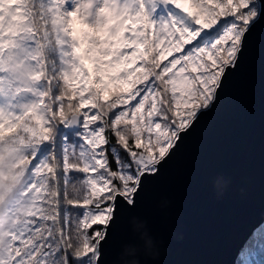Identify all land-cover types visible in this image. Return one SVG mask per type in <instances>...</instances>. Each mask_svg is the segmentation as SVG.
I'll list each match as a JSON object with an SVG mask.
<instances>
[{
  "label": "snow or ice",
  "instance_id": "6c2138e0",
  "mask_svg": "<svg viewBox=\"0 0 264 264\" xmlns=\"http://www.w3.org/2000/svg\"><path fill=\"white\" fill-rule=\"evenodd\" d=\"M258 31L264 0H0V264H109Z\"/></svg>",
  "mask_w": 264,
  "mask_h": 264
},
{
  "label": "water",
  "instance_id": "95a60500",
  "mask_svg": "<svg viewBox=\"0 0 264 264\" xmlns=\"http://www.w3.org/2000/svg\"><path fill=\"white\" fill-rule=\"evenodd\" d=\"M263 222L264 32L258 31L243 69L216 108L135 212L122 219L106 259L109 264H237Z\"/></svg>",
  "mask_w": 264,
  "mask_h": 264
},
{
  "label": "trees",
  "instance_id": "16d2710c",
  "mask_svg": "<svg viewBox=\"0 0 264 264\" xmlns=\"http://www.w3.org/2000/svg\"><path fill=\"white\" fill-rule=\"evenodd\" d=\"M261 227H264V222H263V223H262V224L256 229V231H257L258 229H260ZM256 231H255V232H256ZM255 232H254V233H255ZM254 233H253V234H254ZM253 234H252V236H253ZM252 236H251V237H252ZM250 239H251V238H250ZM250 239H249V240H250ZM248 242H249V241H248ZM247 244H248V243H247ZM247 244H246V245H247ZM238 260H239V259H238ZM237 264H240V262L238 261Z\"/></svg>",
  "mask_w": 264,
  "mask_h": 264
},
{
  "label": "rangeland",
  "instance_id": "374dc122",
  "mask_svg": "<svg viewBox=\"0 0 264 264\" xmlns=\"http://www.w3.org/2000/svg\"><path fill=\"white\" fill-rule=\"evenodd\" d=\"M257 228H258V227H257ZM257 228H256V229H257ZM255 231H256V230H255ZM255 231H254V232H255ZM254 232H253V233H254ZM242 251H243V250H241V252H240L239 260H238V261L240 262V264H241V253H242Z\"/></svg>",
  "mask_w": 264,
  "mask_h": 264
}]
</instances>
